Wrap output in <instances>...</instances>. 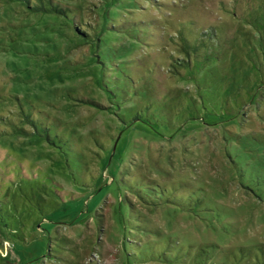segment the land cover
<instances>
[{
    "label": "rangeland",
    "instance_id": "rangeland-1",
    "mask_svg": "<svg viewBox=\"0 0 264 264\" xmlns=\"http://www.w3.org/2000/svg\"><path fill=\"white\" fill-rule=\"evenodd\" d=\"M53 1L0 0V264H264V0Z\"/></svg>",
    "mask_w": 264,
    "mask_h": 264
},
{
    "label": "trees",
    "instance_id": "trees-1",
    "mask_svg": "<svg viewBox=\"0 0 264 264\" xmlns=\"http://www.w3.org/2000/svg\"><path fill=\"white\" fill-rule=\"evenodd\" d=\"M1 1L5 3L14 2V1L20 2L22 6L25 8V10L29 13H49L52 15L65 17L68 20L71 19L70 13H68V11L66 10L67 8H64L57 1H53V0H1ZM73 28L76 34L83 36L86 35L79 28H76L75 26H73ZM204 33L205 32H202V35ZM185 35L188 36V34Z\"/></svg>",
    "mask_w": 264,
    "mask_h": 264
}]
</instances>
